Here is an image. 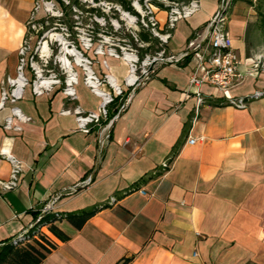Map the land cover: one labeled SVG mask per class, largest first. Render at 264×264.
Masks as SVG:
<instances>
[{
  "label": "crops",
  "instance_id": "obj_1",
  "mask_svg": "<svg viewBox=\"0 0 264 264\" xmlns=\"http://www.w3.org/2000/svg\"><path fill=\"white\" fill-rule=\"evenodd\" d=\"M221 3L201 0L178 20L164 46V56L177 62L155 64L110 134L99 125L89 132L78 126L73 110L97 111L103 101L83 71L75 98L60 84L41 95L28 86L15 104L31 118L14 119L20 130L5 128L13 104L0 110V157L22 163L19 186L0 193V244L30 228L48 205L67 213L117 197L81 228L56 221L68 240L46 228L56 247L40 264H264V95L242 107L228 103L264 92V64L249 37L255 3L233 0L229 8L241 65L228 93L209 83L190 86L194 58H182L205 37L202 46L212 48L208 32ZM34 4L0 0V97L18 73ZM156 15L165 28L167 10ZM109 47L92 54L94 69L123 87L124 103L134 88L126 84L130 61ZM104 88L112 92L109 84ZM11 169L10 160L0 159V179Z\"/></svg>",
  "mask_w": 264,
  "mask_h": 264
},
{
  "label": "built area",
  "instance_id": "obj_2",
  "mask_svg": "<svg viewBox=\"0 0 264 264\" xmlns=\"http://www.w3.org/2000/svg\"><path fill=\"white\" fill-rule=\"evenodd\" d=\"M40 1L44 2L45 0H35L28 21L29 32L20 48L18 73L15 77H8V87H4L1 93L0 110H2L8 103L13 104L12 115L6 119L5 123V128L7 129H21L20 126L15 125L14 119L20 121H29L31 119L29 116L23 114L18 106H15V104L23 97L24 91L28 86L32 87L33 92L36 95H41L46 91L51 90L53 85L60 84L67 97H77L76 85L79 82V71L75 70L73 65L70 69L67 68L61 57H58V61L62 63L61 68L63 69L62 75L59 76L49 67L51 54L47 53V49L44 48L43 44H40L41 41H38L36 46L33 44V40L38 36L37 32L42 27V24L37 21V12L41 7ZM172 1V4L167 9L166 27L163 29L159 26V19L153 8L148 6L144 12H141V22L146 27H149L155 35H158L163 42L168 41L171 35V30L175 27L179 19L191 15L201 7V0H189L188 2ZM228 18L229 0H222L220 9L210 22V45L212 48L210 49L209 45H204L192 54L195 67L190 77V86L197 87L203 83H209L220 89L222 92L228 93L229 90L238 83L240 78L241 59L233 47V39L227 25ZM133 33L138 40L137 32L134 31ZM92 40L93 37H86V45L88 47L93 44ZM105 40H108V36L106 35L100 39L101 43L98 44V47L96 48L97 52H104L103 45ZM45 42H47V40H45L44 43ZM144 43V41H140V44ZM120 47L123 54L129 58L131 65V72L126 81V84L129 87H135L147 75L148 67L153 58L163 57L170 63L176 61L175 56L165 57L163 49L155 55L147 54L141 62V72L137 73L139 64L137 49L129 44H121ZM108 49L111 53L119 54L114 47H109ZM79 52L83 57V61L80 65L83 66L84 81L95 93L101 95L103 101L97 111H84L77 107L73 110V113L76 115L78 126L82 131L89 132L94 125L101 126L102 130L105 131L108 129L109 123L103 125V121L108 119V106L114 101L115 95L124 94V89L114 81L110 74H104L103 76L99 75L93 68L94 63L92 58L84 56L81 51ZM207 59L209 65L205 63ZM27 70L32 72V78L27 75ZM106 84L110 85L112 92L105 90L104 86ZM263 95L264 92L259 90L248 97L259 98ZM200 101H202V99ZM229 101L232 105L242 107L247 105L250 100L241 97L236 99L231 98ZM65 112H71V110H66ZM194 141L195 139H191V142ZM2 158L11 161L12 169L8 179H0V193L1 191H10L18 187L22 173V163L18 158L12 155H3L0 159ZM170 165L171 161L168 159L162 164L166 169L169 168ZM52 209L53 206L48 205L44 212L48 213L52 211ZM38 220L39 218L34 224L38 222ZM46 228L47 226L42 227V231L47 232ZM27 230L28 229L24 232Z\"/></svg>",
  "mask_w": 264,
  "mask_h": 264
},
{
  "label": "rangeland",
  "instance_id": "obj_3",
  "mask_svg": "<svg viewBox=\"0 0 264 264\" xmlns=\"http://www.w3.org/2000/svg\"><path fill=\"white\" fill-rule=\"evenodd\" d=\"M46 1V2H45ZM40 1L41 7L37 12V21L42 24V27L37 32L36 39L33 40L34 46L41 41L40 44L44 45L47 49V53H50V65L49 67L53 69L59 76L62 75L63 69L61 68V62L58 61V57H62L66 53V48L75 50L81 55L83 52L84 56H89L92 58L93 63L94 58L92 54L96 51V44H100L104 35L108 36V40H105L103 48L114 47L117 51L122 52L120 47L121 38H123L124 33L127 30L133 28V32L139 27L138 17L125 10L117 0H82L86 3V6H96L101 8L105 14H100L94 10H82L77 5L71 7L63 8L59 0H45ZM67 3L70 0H65ZM163 2L165 5H161L155 0H132L135 8L144 12L148 6L156 11L160 9L167 10L172 4V0H158ZM179 2H184L183 0H176ZM169 5V6H167ZM231 5V0H229V8ZM115 7L120 11V18L124 20L125 29L121 30V22L114 15L112 8ZM164 7V8H163ZM166 7V8H165ZM221 4L218 6L220 9ZM254 20L249 25V37L253 45V49L256 54L260 56L261 64H264V29H262L259 24V10L255 6ZM217 10V11H218ZM128 12L129 15H125L123 12ZM131 13V14H130ZM133 14V15H132ZM133 17V19L130 18ZM135 18V19H134ZM109 20L112 27L109 25ZM97 23L102 27L101 30L96 31ZM98 32L100 38L93 39V44L87 46L86 37L91 36ZM47 42L44 43V41ZM70 62L77 71H83V66H81L77 61V56L74 54H66ZM82 57V56H81ZM57 59V61H56ZM94 68V64H93ZM141 72V63L138 64L137 73Z\"/></svg>",
  "mask_w": 264,
  "mask_h": 264
},
{
  "label": "trees",
  "instance_id": "obj_4",
  "mask_svg": "<svg viewBox=\"0 0 264 264\" xmlns=\"http://www.w3.org/2000/svg\"><path fill=\"white\" fill-rule=\"evenodd\" d=\"M117 1L125 10L135 14L138 17L139 27L135 30L138 34V40L134 36L133 28H131L124 33L123 38H121V42L124 44H129L130 46L137 49L139 63L143 61L147 54L155 55L163 50L165 48V42H163L158 35H155L149 27H146L141 22L142 13L135 8L132 0ZM140 1L144 2V0ZM155 1L166 6V4L163 2H159L158 0ZM183 1L188 2L189 0ZM232 1L233 0H231V3ZM248 1H250L252 4L255 3V6H257L259 10L258 25L264 29V0H256V2L253 0ZM59 3H61L63 8H72L74 5H77L82 10H94L100 14H105L101 8L91 5L86 6V3L82 2V0H70L68 3L65 0H59ZM112 11L121 22V30L125 29L126 26L124 20L120 18V11L115 7L112 8ZM109 25L112 27L110 20ZM96 29V31H99L102 29V27L97 23ZM97 38H100V36H98V32L93 35V39ZM140 41H144L145 43L140 44ZM120 96L121 95H115L114 101L108 106V119L105 121L106 124L109 123L110 120L119 112L121 106L123 105V101H119ZM245 99L253 100L255 97H245ZM228 103L231 104L230 101H228ZM110 107H113L114 110H111ZM174 156L175 155H172L170 158H168V160L171 161ZM134 190H136V188L129 189L124 192V194H128ZM114 201H117V197H113V199L107 203L85 207L72 212L61 213L50 211L40 216L38 222L28 228L26 232H23L22 234L2 243L0 246V264H40L45 259L47 254L56 247V244L52 240L49 232L53 233L63 241L69 239V236L63 230H61L58 225H56V221L68 219L76 228H81L91 216L97 213L100 209L107 206V204H112ZM44 226H47L49 232L42 231V227Z\"/></svg>",
  "mask_w": 264,
  "mask_h": 264
},
{
  "label": "water",
  "instance_id": "obj_5",
  "mask_svg": "<svg viewBox=\"0 0 264 264\" xmlns=\"http://www.w3.org/2000/svg\"><path fill=\"white\" fill-rule=\"evenodd\" d=\"M125 15H128V12H126V11H124L123 12ZM210 32H211V28L209 29V32H208V34H210ZM206 39H207V37H205L204 39H203V41L198 45V46H196L195 48H193L192 50H190V51H188V52H186V53H184L183 55H182V58H184V57H187V56H189V55H191V54H193L197 49H199V48H201L202 47V45L204 44V42L206 41ZM182 58H180V59H182ZM168 62L167 61V59H165V58H163V57H156V58H153L152 59V62L150 63V65H149V67H148V72H147V75L139 82V84H137L134 88H133V90H132V92L129 94V96H128V98L125 100V102L123 103V105H122V107L120 108V110H119V112L110 120V122H109V124H108V134H110V131H111V129L113 128V126H114V124H115V122H116V120L121 116V114L123 113V111L125 110V108H126V106H127V104H128V102H129V100H130V98H131V96L133 95V93L147 80V78L149 77V75H150V73L152 72V70H153V67L155 66V64H157V63H159V62ZM177 61H174L173 63H176ZM53 203V202H52ZM51 203V204H52ZM44 214H46V212L44 213ZM43 214V215H44ZM2 244H0V246H1Z\"/></svg>",
  "mask_w": 264,
  "mask_h": 264
},
{
  "label": "bare ground",
  "instance_id": "obj_6",
  "mask_svg": "<svg viewBox=\"0 0 264 264\" xmlns=\"http://www.w3.org/2000/svg\"><path fill=\"white\" fill-rule=\"evenodd\" d=\"M129 15V14H128ZM130 18L131 19H133V17H131L130 16ZM67 50H66V53H65V55H63L62 57H61V59H62V61H63V63H64V65L67 67V68H71L72 67V64H71V62H70V60H69V58L67 57V55L66 54H74V55H76L77 56V62L79 63V64H81L82 63V61H83V57H81L82 55H80L79 53H77L75 50H71L70 48H66ZM75 77V76H74ZM133 78V77H132Z\"/></svg>",
  "mask_w": 264,
  "mask_h": 264
}]
</instances>
